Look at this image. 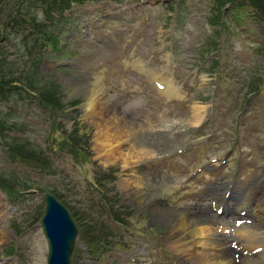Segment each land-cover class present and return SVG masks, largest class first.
Segmentation results:
<instances>
[{"label": "rangeland", "instance_id": "1", "mask_svg": "<svg viewBox=\"0 0 264 264\" xmlns=\"http://www.w3.org/2000/svg\"><path fill=\"white\" fill-rule=\"evenodd\" d=\"M139 1L0 0V77L13 74L0 94V264H46L40 219L53 189L78 227L72 264H190L158 209L232 220H216L210 202L221 201L237 160L238 188L264 164V0ZM121 7L130 8L114 14ZM134 56L171 67L180 96L167 100L125 66ZM67 78L98 85L152 155L134 170L104 163L84 95L69 94ZM21 144L37 156L14 157L10 146ZM232 147L224 166L206 168ZM137 176L153 200L139 203L122 186ZM252 228L262 236L264 221ZM232 255L247 264L243 250Z\"/></svg>", "mask_w": 264, "mask_h": 264}, {"label": "bare ground", "instance_id": "2", "mask_svg": "<svg viewBox=\"0 0 264 264\" xmlns=\"http://www.w3.org/2000/svg\"><path fill=\"white\" fill-rule=\"evenodd\" d=\"M157 74L167 75V71L157 72ZM150 78L153 82L159 81L156 73H152ZM66 82L69 94L82 93L84 95L82 109L85 116L91 118L95 129L93 147L104 163H117L123 169L134 170L141 160L152 155L151 149L135 140V135L140 130L137 125L126 124L124 116L108 103L105 93L98 85L91 82L80 83L72 78H67ZM159 82L163 84L164 92L177 95L176 88L172 87L170 82L165 83L163 80ZM193 113V122H199L201 114L199 111ZM122 182L124 184L122 186L126 187L129 192L139 196V203L151 201L156 196L148 195L142 190L139 176L125 177ZM157 215L168 225L170 246L175 251L183 253L185 257H190V264H236L230 246L226 245L228 243L226 238L230 236H219L218 228H214L204 214H191L185 210L165 206L158 209ZM224 228L225 226L222 230ZM257 233L245 225L235 229V234L238 235L232 236V239L238 240L236 243L243 250L253 252L254 248L261 247V251L254 255L244 254L238 257L239 261L247 264H264V232L262 236H256Z\"/></svg>", "mask_w": 264, "mask_h": 264}, {"label": "water", "instance_id": "3", "mask_svg": "<svg viewBox=\"0 0 264 264\" xmlns=\"http://www.w3.org/2000/svg\"><path fill=\"white\" fill-rule=\"evenodd\" d=\"M45 208L40 220L47 244L46 264H72L77 226L67 208L50 192L43 193Z\"/></svg>", "mask_w": 264, "mask_h": 264}, {"label": "trees", "instance_id": "4", "mask_svg": "<svg viewBox=\"0 0 264 264\" xmlns=\"http://www.w3.org/2000/svg\"><path fill=\"white\" fill-rule=\"evenodd\" d=\"M76 1V0H75ZM67 5H69V4H67ZM66 5V6H67ZM14 17H16V16H14ZM47 40V39H46ZM13 75L12 74V72L11 73H5V74H2V76L0 77V94H2V93H7L8 91H9V88H11L9 85H10V83H11V80H12V78H11V76H10V78H9V81H6L7 79H8V77L6 76V75ZM13 88H16L17 86H12ZM0 97H1V95H0ZM0 119H2V118H0ZM2 121V123H3V127H4V124H5V120L3 119V120H1ZM0 128H2V127H0ZM0 131H1V129H0ZM29 143V142H28ZM10 153L14 156V157H17L18 159H24V160H27L26 158H28L29 156L30 157H35V156H37V152H35L34 151V149H29L27 146H26V144H21V145H11L10 146ZM36 158H38V157H36ZM33 161H35V160H33ZM0 184L2 185V186H4L3 185V183L0 181ZM5 187V186H4ZM27 189V188H26ZM51 192L56 196V197H58V198H63V196L58 192V191H56V190H51ZM62 201L63 202H65L63 199H62Z\"/></svg>", "mask_w": 264, "mask_h": 264}]
</instances>
